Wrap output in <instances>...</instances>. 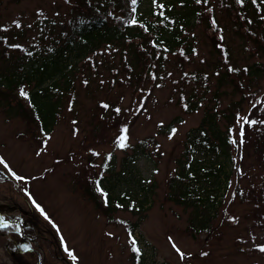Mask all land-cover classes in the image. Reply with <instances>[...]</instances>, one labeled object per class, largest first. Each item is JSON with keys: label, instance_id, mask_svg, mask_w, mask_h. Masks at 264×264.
<instances>
[{"label": "rangeland", "instance_id": "obj_1", "mask_svg": "<svg viewBox=\"0 0 264 264\" xmlns=\"http://www.w3.org/2000/svg\"><path fill=\"white\" fill-rule=\"evenodd\" d=\"M75 2L0 0V72L26 59V53L60 42L78 15ZM154 2L142 0L139 8ZM221 22L228 32L226 20ZM226 34L236 63L251 62L242 41L232 32ZM191 35L197 55L181 65L171 57L157 71L160 76L152 84L146 77L140 90L134 88L119 50L89 53L95 66L87 64V57L79 60L68 53L69 67L75 66L69 88L73 96L68 100L65 94L45 138L36 123L8 116L0 103V217L35 216L43 235L59 243L58 258L69 264H134L138 253L141 264H264V170L252 155L264 137V81L257 83L252 103H239L232 123L244 139L239 171L231 174L212 230L191 233L190 210L165 199L167 179L187 132L199 124L203 105L214 102L216 73L209 77L206 93L194 90L198 98L203 95L198 111L184 113L176 103L178 79L185 72H211L216 61L202 26H195ZM184 90L187 95L193 91ZM238 98L226 89L218 109L229 108L227 104ZM177 116L181 121L174 130L163 133L159 125ZM8 179L14 184L6 183ZM123 191L138 200L146 197L143 210L134 214L126 206H115L106 212L105 192L119 196ZM28 247L21 249L30 251ZM38 255L41 264H60L44 258L38 245L34 252L22 254L15 240L0 233V264H37Z\"/></svg>", "mask_w": 264, "mask_h": 264}, {"label": "trees", "instance_id": "obj_2", "mask_svg": "<svg viewBox=\"0 0 264 264\" xmlns=\"http://www.w3.org/2000/svg\"><path fill=\"white\" fill-rule=\"evenodd\" d=\"M141 1L76 0L78 15L60 42L42 52L26 53V59H18L10 69L1 70L0 103L8 116L36 123L45 138L57 121L65 94L68 100L73 96L69 88L75 66L69 67L72 58H68V53L76 54L79 60L87 57V64L95 66L92 57L87 56L89 53L102 54L100 50L110 48L119 50L123 53L121 60L130 71L129 77L135 80L134 88L140 90L146 77L152 84L160 76L157 71L162 70L171 57L181 65L197 55L198 46L191 32L195 26H202L216 61L211 63V72H185L178 79L181 91L176 103L184 113L198 111L203 95L198 98L194 90L201 88V94L206 93L209 77L216 73V87L211 93L214 102L211 107L203 105L199 124L187 132L177 166L167 179L165 199L190 210L188 228L191 233H208L218 215L231 174L239 171L244 139L232 125L240 111L239 103L250 100L252 103L257 83L264 81V0H155L147 9H140ZM221 20L228 23V32ZM229 32L242 41V50L251 62L236 63L226 34ZM186 87L193 89L188 95ZM226 89L239 95L238 101L228 103L229 108L218 109V98ZM3 99L8 100L7 103ZM235 104L238 108H234ZM101 117L105 116L101 114ZM180 121L181 117L177 116L159 127L163 126L162 132L169 134ZM141 148L143 151L144 145ZM252 155L254 164L264 170V137ZM6 183L14 184L9 179ZM139 187L144 188L142 184ZM105 193L106 212L113 211L115 206H126L138 214L148 202L146 197L138 200L137 195L126 191L119 196ZM35 218L30 213H22L19 218L25 236L35 242L21 239L14 224L0 227V233L15 240L22 254L34 252L38 245L44 251V258L69 264L58 258L61 257L59 243L56 238L43 235ZM131 227L129 231L133 233L135 229ZM22 246H30V251L22 250ZM139 256L138 253L134 264H141Z\"/></svg>", "mask_w": 264, "mask_h": 264}, {"label": "water", "instance_id": "obj_3", "mask_svg": "<svg viewBox=\"0 0 264 264\" xmlns=\"http://www.w3.org/2000/svg\"><path fill=\"white\" fill-rule=\"evenodd\" d=\"M5 223H10V222H15V221H12V220H5L4 221ZM19 234L23 237V228H20L19 230ZM37 264H41V257L38 255V263Z\"/></svg>", "mask_w": 264, "mask_h": 264}, {"label": "snow or ice", "instance_id": "obj_4", "mask_svg": "<svg viewBox=\"0 0 264 264\" xmlns=\"http://www.w3.org/2000/svg\"><path fill=\"white\" fill-rule=\"evenodd\" d=\"M22 94H23V93H22ZM120 146H121V147H123V146H124V145H123V138H121V143H120ZM261 251H264V248H262V249H261ZM182 258H183V256H182Z\"/></svg>", "mask_w": 264, "mask_h": 264}]
</instances>
